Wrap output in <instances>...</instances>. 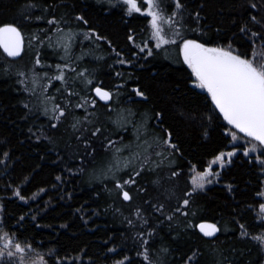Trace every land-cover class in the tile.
I'll return each instance as SVG.
<instances>
[{
	"label": "trees",
	"instance_id": "trees-1",
	"mask_svg": "<svg viewBox=\"0 0 264 264\" xmlns=\"http://www.w3.org/2000/svg\"><path fill=\"white\" fill-rule=\"evenodd\" d=\"M180 2L183 9H175L173 0L168 10L178 12L175 30L188 31L162 50L155 46L150 17L128 15L122 3L0 0V23H15L24 39L16 60L0 50V232L15 242L31 243L48 264L57 257L63 264H264V244L252 239L264 235V220L258 217L264 197L257 195L263 191L264 172L256 156L246 157L242 147L224 157L223 166L215 164L206 188L188 196L189 188L176 193L177 186L164 188L159 178L147 177L144 151L124 172L104 176L97 171L109 164L121 169L120 163L108 161V141H128L142 124L156 134L154 145L176 159L171 173L186 172L192 165L203 171L215 156L233 151L226 134L230 127L207 92L192 84L179 45L183 39L209 47L231 44L234 51L264 62V0ZM163 16L168 17L166 11ZM52 18L60 23L49 25ZM57 27L74 34L67 53L65 39L55 46ZM85 32L101 39H85ZM65 64V79H53L60 74L56 66ZM96 87L112 93L108 104L93 95ZM54 105L65 111L59 120ZM121 117L132 123L117 127L113 122L123 123ZM96 128L101 132L93 137ZM168 133L178 150L163 143ZM99 150L105 151L104 161ZM128 180L132 182L124 184ZM124 191L130 200L123 199ZM184 199L189 200L186 206ZM200 221L215 223L218 235L201 236L196 229ZM240 225L248 235L241 236ZM49 249L54 250L50 259ZM145 249L150 261L138 255Z\"/></svg>",
	"mask_w": 264,
	"mask_h": 264
},
{
	"label": "snow or ice",
	"instance_id": "snow-or-ice-1",
	"mask_svg": "<svg viewBox=\"0 0 264 264\" xmlns=\"http://www.w3.org/2000/svg\"><path fill=\"white\" fill-rule=\"evenodd\" d=\"M175 9H183L184 5L180 0H174ZM122 4L126 6V12L128 15L133 13H141L147 17H150L149 26L152 30V36L156 41V47L159 48L163 44H175L176 40H169L165 38L164 29L162 24L166 23L170 26L175 25L176 21L174 17L178 15L177 11H173L170 16L165 18L161 11L159 10V0H122ZM141 4L147 5L146 9H142ZM30 7H35V5H29ZM255 7V5H252ZM28 19L29 17H25ZM36 19H41V17H36ZM76 20L82 21V16H77ZM255 20V17H253ZM87 23L86 21H84ZM49 25L56 24L60 22L55 18L49 19L47 21ZM41 31H44L41 29ZM241 32H245V28H241ZM55 32L58 34V42L55 45L60 47L59 41L65 39L63 47L67 53L70 47V42L75 38L74 34L71 32L64 33V31L57 27ZM85 39H91L95 36L97 40L101 37L94 32L83 33ZM174 35L177 39H182L179 29L174 31ZM252 37H258V34L253 32ZM36 35H33L32 39H37ZM130 41L133 37L130 35L128 37ZM253 49H255V40L252 41ZM264 45V41L261 42ZM50 46L51 43H50ZM24 39L20 28L15 23H0V49L8 57H19L23 51ZM147 47V44H145ZM145 48H140L143 52ZM180 55L183 57V62L191 70L192 84L200 89L207 92L211 99L212 105L219 113L223 116L224 121L227 125H230V129H226V134L231 136V142L233 151L225 153H220L215 156L212 161L209 162L208 166L204 168L203 171H197V166L192 165L190 168V183L192 185V190L203 189L206 183H211L209 176L213 175L212 166L219 162L223 166V158L225 155L228 157H233L236 154V141L241 139L238 133L243 134L245 145H251L250 147H244V155L246 157L250 156L251 153H259L256 156V161L264 166V62L257 63L255 56L248 57L242 55L233 50L231 44L227 46H216L209 47L204 43L198 42L196 39H183V43L179 45ZM148 55H152L149 49ZM119 56V53H117ZM124 63L123 60L119 61ZM36 64H40V60H36ZM57 69L60 74L53 77V79L63 81L65 79L63 68H67L68 65L63 66L57 65ZM20 76H24L23 72L19 73ZM78 75L83 76L84 73L81 72ZM119 75V73H117ZM23 83V81H21ZM35 84V80L33 81ZM91 84L92 81H87ZM96 95L100 100L108 101L111 99L112 93L101 87H96L94 89ZM135 94L139 97H144V93L139 89L133 90ZM96 101L93 100L92 104L95 105ZM76 107H82V105H76ZM55 119L59 120L65 115L64 109L60 108L59 105H54L52 109ZM128 115H133L129 110ZM157 113V116H160ZM124 122L114 121L117 127L122 128L126 123H132L131 120H127L124 117L120 118ZM142 126V125H141ZM53 127H56L54 124ZM76 127V124H73ZM101 132L100 128H96L92 132V136L95 137ZM139 139V137H137ZM159 140V138H157ZM163 143L168 145V147L178 150L177 145L171 143V133H168V138L163 140ZM109 145H114V142L109 140ZM88 145L86 144V147ZM128 147V146H125ZM151 147V145H149ZM120 149H116L119 152ZM147 151V149H145ZM7 155V153H5ZM156 155H161L157 152ZM135 159V154L132 159L126 160L124 167L127 168L129 164ZM118 166H113L109 164L106 168L97 170L99 174L107 176L109 173H114L119 171ZM139 175V172L136 173ZM173 176H177V172L172 173ZM59 179V177H57ZM132 181H124V184L131 183ZM117 188H121L122 185L117 183ZM43 191V189L41 190ZM15 195L20 196V192L17 191ZM186 196L191 195V193H186ZM258 196L264 197V191L257 193ZM24 199L23 196H20ZM123 199L130 200L131 197L127 191L123 192ZM183 204L186 206L189 204L188 199H184ZM180 211L179 208L176 209ZM258 217L264 220V203L259 205ZM139 212V209H137ZM23 219V217L21 218ZM131 223V221H129ZM200 231L205 236H212L218 229L215 224H204L199 225ZM241 236L248 235L245 230L244 225H240ZM253 240L259 241L264 244V235L253 236ZM147 243V241H145ZM109 251H114V249H109ZM49 259L54 255V250L49 249ZM32 254H35V258H32ZM142 255L146 261H150L147 249L144 252L138 253ZM8 258L6 264H48V260L45 259L43 255L36 253L35 248L31 243L25 242H15L14 237H10L6 232H0V261H4ZM127 260V257L124 258ZM191 261L192 257L188 258ZM55 264H63L62 258L57 257ZM115 264H124V260L116 261ZM151 264V261H150Z\"/></svg>",
	"mask_w": 264,
	"mask_h": 264
},
{
	"label": "rangeland",
	"instance_id": "rangeland-1",
	"mask_svg": "<svg viewBox=\"0 0 264 264\" xmlns=\"http://www.w3.org/2000/svg\"><path fill=\"white\" fill-rule=\"evenodd\" d=\"M112 1H114L115 3H122V0H112ZM138 3H140V0H138ZM172 3H173V0H159V10L161 11L162 15L165 13V11L167 13V16L171 15V11L168 9ZM140 6H144V9L147 7V5H144V4H141ZM162 27L164 29V33H166L165 38H167L166 36H168L172 40L177 39L176 36L174 35V31H175L174 25L170 26L164 23L162 24ZM187 31L188 30H181L180 33L183 34V32H187ZM61 41L62 40H60L59 43ZM54 42L57 44L58 40H55ZM166 46L167 44H163L159 48L162 50H165L167 49ZM29 79L30 81L32 80L31 75H29ZM238 135L241 137V139H239L235 143L238 147H242L244 151V147L246 146L250 147L251 145L250 144L245 145L244 137L240 135L239 133ZM137 137H139V139H137ZM156 137L157 136L156 134L153 133L152 128H150L149 126L145 124L144 125L142 124V126H139L137 129L134 130V132L132 133L128 141H124L122 143H116L114 145H109L110 147L109 151L111 153V156L109 157L108 161L110 163L114 161L120 163V166H121L120 171L124 172L128 168V167L127 168L124 167V163L127 160L126 158L127 154L131 153L132 155L135 154L136 156L140 152L144 151L142 152L143 155L141 157L144 158V161H145V166H143V168L147 169V172L149 174L147 177L159 178L161 181V186L164 188L169 187L171 185H173V187L177 186L178 188H177L176 193L184 192L188 188H189L190 193L194 192L192 190V185L190 183V170H185L186 172H182V173L178 172L177 176H173L171 173V170H172L171 167L175 165L176 159L173 158V156L167 150L161 147H158L157 145L156 146L154 145L157 142ZM149 145H151V147H149ZM125 146H128V147H125ZM116 149H120V151L116 152ZM145 149H147V151H145ZM157 152H160L161 155H156ZM104 153L105 151L103 152V150H99L98 152V154L102 157L101 160L103 161H104V158L102 155ZM258 154L259 153H251L250 155L257 156ZM224 157H228V156L225 155ZM155 163H159V164H155ZM214 166L215 164L212 166V169ZM262 167H263V172H264V166ZM142 177H145V176H142ZM208 185L209 183H206L204 185V188H206ZM197 190L199 191L201 189H196L195 191ZM263 191H264V184H263ZM7 259L8 258H5L4 261H0V264H6Z\"/></svg>",
	"mask_w": 264,
	"mask_h": 264
},
{
	"label": "water",
	"instance_id": "water-1",
	"mask_svg": "<svg viewBox=\"0 0 264 264\" xmlns=\"http://www.w3.org/2000/svg\"><path fill=\"white\" fill-rule=\"evenodd\" d=\"M1 50V52L8 58V59H10V60H16V59H18L21 55H22V53H23V51H24V47H23V51H22V53H21V55L19 56V57H8L4 52H3V50L2 49H0ZM191 71V70H190ZM102 88V87H101ZM95 89V88H94ZM94 89H93V95L102 103V104H108L109 102H110V100H108V101H103V100H100V98L96 95V93H95V91H94ZM102 89H104V88H102ZM104 90H106V89H104ZM211 100V99H210ZM214 106V105H213ZM215 108V107H214ZM218 113H219V111L218 110H216ZM219 115L221 116V118L223 119V116L219 113ZM223 121H224V119H223ZM225 123H226V125H227V122L226 121H224ZM228 127H230L231 128V126L230 125H227ZM240 134V133H239ZM240 135H242L243 136V134H240ZM125 192V191H124ZM122 197H123V192H122ZM126 201V200H125ZM201 223H204V224H215V223H213V222H210V221H200L197 225H196V229H197V231H198V233L201 235V236H203L204 238H207V239H212V238H214V237H216L217 235H218V233H219V228H218V226L216 225V227H217V231L212 235V236H205L201 231H200V228H199V225L201 224Z\"/></svg>",
	"mask_w": 264,
	"mask_h": 264
}]
</instances>
